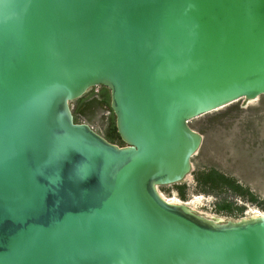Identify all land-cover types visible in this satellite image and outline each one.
<instances>
[{
	"label": "water",
	"instance_id": "1",
	"mask_svg": "<svg viewBox=\"0 0 264 264\" xmlns=\"http://www.w3.org/2000/svg\"><path fill=\"white\" fill-rule=\"evenodd\" d=\"M100 85L124 146L74 121ZM261 95L264 0H0V264H264V215L158 189L191 171V120Z\"/></svg>",
	"mask_w": 264,
	"mask_h": 264
},
{
	"label": "rangeland",
	"instance_id": "2",
	"mask_svg": "<svg viewBox=\"0 0 264 264\" xmlns=\"http://www.w3.org/2000/svg\"><path fill=\"white\" fill-rule=\"evenodd\" d=\"M70 106L75 122L87 123L109 142L125 145L117 133L108 87H92ZM189 124L203 137L191 158V171L177 184L159 186L160 193L187 202L197 197L195 211L216 221L249 218L255 212L264 215V95L241 99ZM209 171L226 179L211 191L197 181Z\"/></svg>",
	"mask_w": 264,
	"mask_h": 264
},
{
	"label": "trees",
	"instance_id": "3",
	"mask_svg": "<svg viewBox=\"0 0 264 264\" xmlns=\"http://www.w3.org/2000/svg\"><path fill=\"white\" fill-rule=\"evenodd\" d=\"M197 181L204 188H207L206 190L211 191L213 188L218 187L221 181H226V179H224L222 176H219L216 172L209 171L206 173H201L200 176L197 177ZM236 189H239V186H236ZM180 196L184 198L185 193L180 191ZM251 201H253V199H251Z\"/></svg>",
	"mask_w": 264,
	"mask_h": 264
},
{
	"label": "bare ground",
	"instance_id": "4",
	"mask_svg": "<svg viewBox=\"0 0 264 264\" xmlns=\"http://www.w3.org/2000/svg\"><path fill=\"white\" fill-rule=\"evenodd\" d=\"M252 101V100H249ZM188 178V176H187ZM164 199H166L167 201L171 202V203H182L187 205L188 207H190L192 210L196 209V203H198L199 198L194 197L192 200H189L188 202H181L179 199H177L176 197H172V198H168L165 197L164 195L160 194ZM174 195V194H173ZM256 214H254L253 216H263L261 213L255 212Z\"/></svg>",
	"mask_w": 264,
	"mask_h": 264
},
{
	"label": "built area",
	"instance_id": "5",
	"mask_svg": "<svg viewBox=\"0 0 264 264\" xmlns=\"http://www.w3.org/2000/svg\"><path fill=\"white\" fill-rule=\"evenodd\" d=\"M181 202H187V201H181Z\"/></svg>",
	"mask_w": 264,
	"mask_h": 264
}]
</instances>
